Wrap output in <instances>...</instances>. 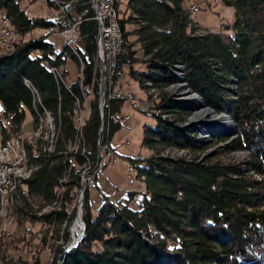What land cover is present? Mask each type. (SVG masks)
<instances>
[{
	"label": "trees",
	"instance_id": "trees-1",
	"mask_svg": "<svg viewBox=\"0 0 264 264\" xmlns=\"http://www.w3.org/2000/svg\"><path fill=\"white\" fill-rule=\"evenodd\" d=\"M21 1L0 0L1 17L16 37L10 42L11 51L0 49L1 135H16L25 112L35 120L27 80L38 94L36 110L53 118L55 136L52 152L37 147L32 156L29 151L31 171L16 189L11 207L23 231L11 239L0 235V248L28 246L41 235L39 249L50 240L59 241L48 264H264V0H219L233 9V22L226 28L232 35L199 33L183 7L188 0H126L122 9L117 0L124 40L117 68H126L145 94L154 90L158 96L145 112L155 118V126H144L141 136V146L151 155L145 160L128 158L143 191L127 193L123 202L103 197L93 216L88 188L84 189L82 238L68 252L69 225L75 217L68 207L79 189V167L86 157L93 165L100 123L94 73L96 25L88 0H46L53 11L54 2H71L72 14L81 19V77L64 85L49 71L65 62L62 55H55L49 36L24 40L50 26L52 16L28 18ZM126 26L131 29L125 30ZM134 65H142L144 71L134 70ZM176 67L183 68L185 86L206 108L234 124L231 140L220 135L209 140L208 144L221 146L215 156L199 157L203 148L192 129L177 126L188 116V106L164 91L175 80L169 71ZM62 73L66 80L67 71ZM89 91L88 116L76 128L77 102L82 105ZM121 104L111 101L104 109L108 139L121 125L108 117L117 114ZM82 149L87 154H81ZM171 149L187 151L190 158L163 156ZM232 152L245 153V159L229 164L225 156ZM137 195L139 202L130 209L128 204ZM35 225L37 234L30 231Z\"/></svg>",
	"mask_w": 264,
	"mask_h": 264
},
{
	"label": "rangeland",
	"instance_id": "rangeland-1",
	"mask_svg": "<svg viewBox=\"0 0 264 264\" xmlns=\"http://www.w3.org/2000/svg\"><path fill=\"white\" fill-rule=\"evenodd\" d=\"M125 1L126 0H119L118 6L120 9L124 7ZM191 4L198 6V12L195 15L191 16L190 19L192 23H194L196 27L198 28L199 33H207V32L208 33H225L228 35H232L231 30L226 29V28H229L231 23L233 22L234 17H233L232 8L222 6L219 0H188L186 5H183V7L186 9V7ZM207 4L210 5V8L207 6ZM20 8L24 10V13L28 18L51 17L54 12L52 8H49L47 6L46 0H34L31 3H29L28 0H22L20 2ZM1 16H2V13L0 12V21L2 20ZM52 19H54V17ZM130 29H131L130 26L125 27V30L127 31ZM40 34L42 33L39 30L33 31L30 34H27L24 37V40L38 37ZM10 38H13V40L16 38L13 31H11L10 33ZM2 41H4L3 43L7 42L6 44H8L7 34L4 36ZM48 41L52 43L55 55L60 54L65 59V62L63 63V66L61 67H65V70L67 71L66 83L69 84L73 82L78 76V68H77L78 61L75 60L77 62L76 64L75 61L72 59L74 57L70 53L63 52L64 50L62 46V41L58 39V37L49 36ZM129 41L133 42V39L129 38ZM0 47H6V46H0ZM79 48H82V46L79 45ZM137 48H138L137 45L133 46V50H137ZM137 56L138 57L140 56L139 52L137 53ZM133 69L138 72L144 71V69L142 68V65H134ZM173 70H174L173 72L169 70L168 71L172 74L175 80L171 82V84L169 83L170 85H168L164 91L167 94L172 95V98L175 99L177 102L187 105L188 110H189V114L186 117V119L180 120L182 122H180L179 124L177 123V126L181 129L182 128L192 129V132L196 135L195 141H197L198 145H200V147L203 148V150L201 151V154L198 155L199 157L200 155L202 158L215 156L216 154H218L217 152L219 151L221 146H218V145L216 146L211 143L208 144L210 142L209 140H211L212 137H208V134H203L202 132H198L197 129H198V126H200V123L202 122L204 123L206 127L210 126L213 129H220L221 127H223L222 125L217 123L220 117L215 115L213 112L209 111V109L207 108L205 109L209 111L208 113L202 116L194 117L193 116L194 109H189V108L190 107L193 108V106L197 104L195 102V98H198V97L194 93H191L186 88L184 81L180 80L177 77V76H180V78L183 77V71H181V69H179L178 67H176ZM118 85L120 87L122 86L123 89L132 92V94L135 97V101L137 103V109H131L130 105L127 102H122L119 112L117 113L118 115L127 116L128 120L126 122H123L118 129L114 130L109 139V146L115 155L116 163L113 165L105 166L95 176V178L92 180L91 185L87 189V196H88V200L91 205V213L93 216H95L97 207L101 203L103 197L107 198V200L110 202L118 203V202H123L124 200H126L127 193L129 192H142L143 191V184L141 181L135 178V172L133 171L130 176H127L126 167L128 164V158L130 159L140 158L142 160H145L151 155V152H149L147 149L141 146V136H142V129L144 126H148L150 128H153L155 126V123H156L155 118L152 117L150 113H145V112L148 109L149 103L150 102L152 103L151 100L155 98V100L157 101L158 96L154 97L153 94H151V93H154L153 91H151L150 95H149V92L145 94V92L139 88L138 84L129 78V76L127 75L126 68L123 69V71L118 77ZM230 87L236 90V87L234 86V84H231ZM187 97H191L192 99L190 98L189 100H186ZM86 98H87L86 102L88 104V101L92 100V95L90 91L88 92V97ZM163 115H164L163 119H165L168 122H171L169 116H167L166 114H163ZM82 116L85 117L84 119L85 121L88 116V113H83ZM222 116L223 117H221V119L224 118V114ZM31 119L32 118L30 114L28 112H25V117L21 125V129L18 133H21V134L31 133L32 122H34V120L33 119L31 120ZM205 120H208V121L211 120L210 121L211 123L206 124ZM3 122L5 121H2V123ZM49 124H50V118L46 117L45 124L42 125L41 127H43L44 132H47V133L49 132V135H50L51 126ZM82 126L83 125H81L80 127ZM221 129H225V128H221ZM9 134H14V133L10 132ZM33 134H35L33 135V139L34 137L37 138L36 130H34ZM219 135L223 137L221 134ZM233 137L234 136L232 134L229 137H223V138H227L228 140H231ZM164 155H166L170 159H177V158H184V157L185 159L190 158L189 152L184 151V150H176V149H171L170 151H163V156ZM245 156L246 154L242 152H232V153L227 154L225 157L229 164H236L238 162L243 161L245 159ZM82 172L83 170H81L80 173ZM21 173L22 171L19 172V174ZM26 174H27V171H23L22 175H26ZM254 179L259 180L260 178L259 176H254ZM82 188L83 187L79 186L75 201L72 206L68 207V211H71V209H73L72 207L77 206L78 197H80V195H82L84 191V189ZM14 194L11 198H9V200H8L9 196L5 198L0 196V213L2 214V216H0V235L5 238V236L2 235V233L4 230L8 231L9 236L7 239H11L12 237H17L22 233L21 231H23L22 227L16 224L14 215L11 212ZM82 200H83V195H82L81 203H82ZM138 202H139V197L137 195L132 199V201L129 202L128 204L129 208L135 209L136 204ZM46 210L47 208H44L40 212L44 213ZM74 213H75V210H74ZM77 217L78 216L76 215V218ZM74 221H72L71 224L69 225L70 226L69 231H68V236L70 239L69 244L73 241L72 226L74 224ZM26 228L28 227L26 226ZM38 228L39 226L35 225L33 227H30V231L33 234H37ZM77 236L78 235L74 234V237H77ZM40 237L41 235H36V237L30 241L31 243L28 246L25 245L23 247L21 243H17L18 247L16 249L9 248L5 250L3 248H0V264H14V263L48 264L50 263L52 254L55 248L54 246H56V244H58L59 241L50 240L48 242L49 243L48 246L39 249V247L37 248V244L39 242Z\"/></svg>",
	"mask_w": 264,
	"mask_h": 264
},
{
	"label": "built area",
	"instance_id": "built-area-1",
	"mask_svg": "<svg viewBox=\"0 0 264 264\" xmlns=\"http://www.w3.org/2000/svg\"><path fill=\"white\" fill-rule=\"evenodd\" d=\"M90 8L92 10L93 21L96 25V36H95V52H94V64H95V86L96 93L99 96V119L100 123L97 129V137L95 140L94 158L93 165L91 166L90 173L85 174V185L84 189L88 188L95 176L107 165H113L116 163L115 155L109 146V139L107 135V123L104 119V109L111 101H122L127 102L131 109H137V103L134 95L131 91L123 90L118 85L119 73L121 69L117 68V57L123 50L124 40L122 36L118 34V14L116 8L117 0H88ZM55 4V10L52 17L59 18L60 31H53L52 28H44L41 33L43 36L58 37L61 41L65 42V45H72L73 53L80 54L78 48V42L80 39L78 27L81 22L79 17H76L71 12V2L57 3ZM189 10V16H193L198 12V6L191 4L187 6ZM10 25L4 24V19L0 22V32L7 34L8 47H0L3 49H9L11 51V40L10 38ZM81 55V54H80ZM78 74L82 73V65L77 66ZM53 73L55 69L59 67H51ZM121 70V71H120ZM151 107V102L148 105ZM148 110V109H147ZM82 113H88L87 110H80L79 103L77 102V127L78 122ZM109 120L112 124L126 122L127 116L113 114L110 115ZM6 124V123H5ZM8 129L11 127L6 124ZM35 125L32 122L31 133H27L25 138H29L31 144V152L34 150L33 132ZM72 152V151H71ZM16 161H12L9 154L8 163H0V190L4 191V198L8 197L9 193H5L6 183V168L8 166H15ZM131 165L127 164L126 174L129 176ZM15 193V191H13ZM81 199L78 197V203L76 207H72L75 210L76 215L81 213ZM8 235V233H7ZM7 235L5 239H7Z\"/></svg>",
	"mask_w": 264,
	"mask_h": 264
},
{
	"label": "bare ground",
	"instance_id": "bare-ground-1",
	"mask_svg": "<svg viewBox=\"0 0 264 264\" xmlns=\"http://www.w3.org/2000/svg\"><path fill=\"white\" fill-rule=\"evenodd\" d=\"M4 24L5 25H10L8 23V21H6V20H4ZM52 27H53V31H60V24H59V18L58 17H54L53 23L50 26H48L47 28H52ZM11 31H13L12 30V27L10 29V33H11ZM118 34L120 36H122V32H121V29H120L119 24H118ZM5 35L6 34H3L2 32H0V46H6V47H8V44H6L7 42L6 43H3L4 41H2V39L4 38ZM122 39H123V36H122ZM62 46L65 48V50L68 53H70L71 55H73L77 59V61L79 63V66H81L82 65V56L80 55L81 53L80 54L73 53L72 45H65V42L64 41H62ZM11 49H12V45H11ZM51 67H53V66H51ZM51 67H49V71L51 72V74H53L54 77L57 80H60L64 85H66V80L64 79V77H62V74L63 73H62L61 67H59L60 69H55V73H53ZM179 69H181V68H179ZM175 71H177V70H175ZM78 76L81 77L80 74H78ZM177 77L180 80L183 81V77H181V78H180V76H177ZM24 84H25V86L27 88H29V90H30V92L32 94V97H33V107H34V110H35V114H34L35 115L34 116L35 117V120H34L33 123L35 125V130L37 132V135H36L37 138L34 137L35 140L33 139V141L35 143L38 142V145L37 144L35 145V143H34V150H36L35 148H37V147H41V148H43V151L47 150L49 152H52L53 151V147H54V142H53L54 140L53 139H54V136H55V134H54V127H53V118L51 117V115L48 112H46L44 110L41 111V112H38L36 110V108H35V101L36 102H39L38 94L32 88V86L29 84V82L27 80H24ZM151 91L154 92V90H150L149 93H151ZM151 94H153L154 97L157 96L155 94V92L154 93H151ZM191 97H187L186 100H189ZM97 98H98L97 100H98V108H99V96H98V94H97ZM196 99H198V98H195V102H196ZM151 101L152 102H155L156 100L154 98ZM151 105H152V103H151ZM79 109L80 110H87V112H88V104L86 102V97L84 98V100L82 102V105L79 103ZM190 109H194L193 110V113H194L193 116L194 117L202 116V115H205L206 113L209 112V111H207V109H205L203 107H197L195 109V106H193V108L190 107ZM82 115H83V113H82ZM82 115H81L80 120L78 122V127H80L81 125H83L84 122H85L84 121L85 117H83ZM219 115H223V114H219ZM163 116L164 115H162V118H163ZM46 117H49L50 118V124H49L51 126V128H50L51 129L50 135H49V132L48 133L47 132H44L43 127H41L42 125L45 124V118ZM210 121L211 120H209V121L208 120H205V123L206 124L207 123L209 124V123H211ZM217 123L223 126L221 128H225V129H221V128L220 129H213L210 126H207L206 127L204 125V123L202 122V123H200V126H198L197 131L198 132H202L203 134H208V137H214L215 135L223 134L222 132H226L228 130H231L232 129V125H234L230 121V119L227 118L225 115H224V118L223 119H221V117H220V119L218 120ZM226 129H228V130H226ZM26 134L27 133H22V134L21 133H18L16 135L10 134L8 137H4L3 135H0V163H8L9 162V154H10L11 160L17 162V164H15V166H8L6 168V183H8V185L5 186V193H9L8 200H9V198H11L13 196V194H14L13 191L16 192V189H18V188L21 187V184H22L23 179H26L29 176L30 171H31V166L29 165V156H31V155L34 156V153L31 152V147L28 148V145H31V144L29 143V138H25ZM33 135H35V134H33ZM50 144H51V146H50ZM29 151H30V154L31 155L29 154ZM68 151H70V152L73 151L71 145L70 146L68 145ZM81 154L84 155V154H87V153L84 151V149H82ZM90 169H91V164H90L88 158L86 157L85 161L79 167V171H78V173H79V186L80 187H83L82 189H84V185H85V174L90 173ZM81 170H83L82 173H80ZM21 171H22V173H23V171H27V174L26 175H22V173L19 174V172H21ZM133 171H134L133 168H131L130 169L129 176L131 175V173ZM0 196L1 197H4V191H1L0 190ZM80 197H82V195H80ZM0 216H2L1 213H0ZM77 216L78 217L76 218V220L74 221V224L72 226L73 241L70 244H73L76 241V239L79 236V234H80V226L81 225H80V222H79L80 220L78 219L80 217V214H77ZM7 233H8V235H7ZM74 234H76L78 236L77 237H74ZM2 235H4V236L7 235V238H8L9 232L4 230L3 233H2Z\"/></svg>",
	"mask_w": 264,
	"mask_h": 264
},
{
	"label": "water",
	"instance_id": "water-1",
	"mask_svg": "<svg viewBox=\"0 0 264 264\" xmlns=\"http://www.w3.org/2000/svg\"><path fill=\"white\" fill-rule=\"evenodd\" d=\"M196 105H195V109L197 108V107H203V108H206L203 104H202V102L199 100V98L198 99H196ZM208 109V108H207ZM209 111H211V110H209ZM212 112V111H211ZM215 114V113H214ZM216 115V114H215ZM217 116H219V117H223L222 115H217ZM223 134H221L223 137H229V136H231L232 134L234 135V133H235V127H234V125H232V129L231 130H228V131H226V132H222ZM83 195V194H82ZM80 221L79 222H81V219H80V217L78 218ZM83 228H84V226H83V223L81 222V226H80V234H79V236L77 237V239H76V241L73 243V244H69L68 246H67V248H66V250H65V252H68L69 250H71V249H73V248H75L76 247V245H77V243L80 241V239L82 238V232H83Z\"/></svg>",
	"mask_w": 264,
	"mask_h": 264
},
{
	"label": "crops",
	"instance_id": "crops-1",
	"mask_svg": "<svg viewBox=\"0 0 264 264\" xmlns=\"http://www.w3.org/2000/svg\"><path fill=\"white\" fill-rule=\"evenodd\" d=\"M118 1H119V0H118ZM207 5H209V4H207ZM52 18H53V17H52ZM63 49H64V48H63ZM64 50H65V49H64ZM66 52H67V51H66ZM142 68H143V66H142ZM62 69L65 70V67H62ZM143 69H144V68H143ZM121 87H122V86H121ZM122 88H123V87H122ZM123 90H125V89H123ZM3 123H4V122H3ZM4 125L7 127V125H6L5 123H4ZM0 129H1V128H0ZM6 131H7V130H5L3 133L6 134V133H7ZM0 133H1V131H0ZM0 135H1V134H0Z\"/></svg>",
	"mask_w": 264,
	"mask_h": 264
}]
</instances>
